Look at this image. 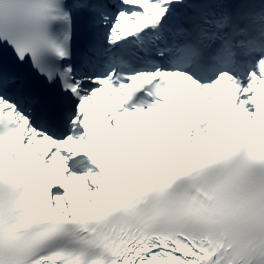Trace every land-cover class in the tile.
I'll use <instances>...</instances> for the list:
<instances>
[{"label":"snow or ice","instance_id":"1","mask_svg":"<svg viewBox=\"0 0 264 264\" xmlns=\"http://www.w3.org/2000/svg\"><path fill=\"white\" fill-rule=\"evenodd\" d=\"M0 264H264V0H0Z\"/></svg>","mask_w":264,"mask_h":264}]
</instances>
